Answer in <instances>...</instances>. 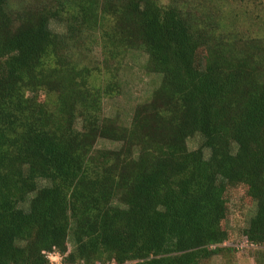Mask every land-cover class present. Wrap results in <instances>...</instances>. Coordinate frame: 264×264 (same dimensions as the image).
I'll use <instances>...</instances> for the list:
<instances>
[{"label": "trees", "instance_id": "1", "mask_svg": "<svg viewBox=\"0 0 264 264\" xmlns=\"http://www.w3.org/2000/svg\"><path fill=\"white\" fill-rule=\"evenodd\" d=\"M238 9L0 0V264H48L53 248L69 263L206 264L243 240L264 264V13ZM130 50L160 84L122 126L102 102ZM237 188L254 209L241 230L227 225Z\"/></svg>", "mask_w": 264, "mask_h": 264}, {"label": "rangeland", "instance_id": "2", "mask_svg": "<svg viewBox=\"0 0 264 264\" xmlns=\"http://www.w3.org/2000/svg\"><path fill=\"white\" fill-rule=\"evenodd\" d=\"M181 1V0H179ZM228 6L238 7L235 10L239 14L241 9H249L250 13H256L255 7L260 8L258 15L264 13V0H222ZM46 0H9V7L12 11H17L23 7H33L38 4H44ZM51 28L59 33L64 32L62 25L51 24ZM102 54L99 47L92 46L90 53L86 57V63L90 68L99 69L102 73L92 78L94 86H104L107 74L105 72ZM147 56L141 50H130L126 53L117 73V88L111 96L104 97L102 102V116L116 120L122 126H128L135 107L139 104L146 103L150 100L152 93L160 84V76L151 74L146 70ZM97 75V72L95 73ZM44 97V96H42ZM200 144L199 137L189 138L187 147L189 150L197 149ZM119 143L107 140H99L96 148L99 149H118ZM229 220L228 227L241 230L249 218L253 215L254 209L243 199L244 189L237 188L229 192ZM243 240L242 242H244ZM241 241L235 244L238 246ZM237 249V248H236ZM255 264L252 252L249 249H237L231 259L222 256L214 257L206 264Z\"/></svg>", "mask_w": 264, "mask_h": 264}, {"label": "built area", "instance_id": "3", "mask_svg": "<svg viewBox=\"0 0 264 264\" xmlns=\"http://www.w3.org/2000/svg\"><path fill=\"white\" fill-rule=\"evenodd\" d=\"M254 247L253 245H249L247 240L240 243L238 246H236L237 249H243L245 247ZM42 255L48 261V264H84L83 262H76V263H69L66 261L67 254L61 253L58 249L53 248L49 251H43ZM109 264H115L114 262H111Z\"/></svg>", "mask_w": 264, "mask_h": 264}]
</instances>
